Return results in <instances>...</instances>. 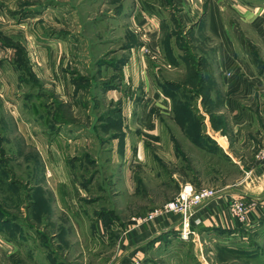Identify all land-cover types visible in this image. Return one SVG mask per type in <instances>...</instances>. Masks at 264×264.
<instances>
[{
    "label": "rangeland",
    "instance_id": "obj_1",
    "mask_svg": "<svg viewBox=\"0 0 264 264\" xmlns=\"http://www.w3.org/2000/svg\"><path fill=\"white\" fill-rule=\"evenodd\" d=\"M261 22L264 0H0V53L19 68L0 84L19 88L23 121V139L13 121L0 140V264H264V217L203 231L200 203L184 238L181 214L161 213L187 182L215 190L204 203L243 201L223 197L244 175L231 146L197 141L209 126L192 85L225 36L264 53ZM157 219L171 242L145 260Z\"/></svg>",
    "mask_w": 264,
    "mask_h": 264
},
{
    "label": "crops",
    "instance_id": "obj_2",
    "mask_svg": "<svg viewBox=\"0 0 264 264\" xmlns=\"http://www.w3.org/2000/svg\"><path fill=\"white\" fill-rule=\"evenodd\" d=\"M197 6L196 9L193 8L188 11L185 7H180L179 12L187 16L194 14L198 18L200 12L199 14L197 12L200 9L202 10V6L200 9ZM207 19V30L212 32L213 27L218 23L213 11H210ZM263 23L258 24L259 29L263 28ZM240 46L238 43L234 44L229 36H225L219 47V58H217L215 65L212 62V66L204 67L199 62L200 66L198 64L197 68L199 78L197 83L192 85L194 88H198L197 91H199L197 96L199 104L196 106L206 110L204 113L206 116L205 124L209 126V133L203 135L207 139L216 140L226 153H228L226 147L231 146L232 152L238 158V161L235 160V162L239 163L244 173L240 179H237V182L225 183L224 187L234 185L233 187H236L237 190L234 188L230 192L232 195L227 194L223 197L225 199L228 196L240 197L245 203L248 202L246 222L234 213L232 206H230V198L229 202L226 203L221 199L222 197H219L222 195H218L216 199L206 203H201L200 211H198L203 219L200 230H212L226 235L245 233L264 217V159L257 156L261 144L264 143V53L262 48L258 53L253 51L249 45L248 49L243 47L241 43ZM10 56L14 58L15 53L11 54L10 52L9 56L6 53H0V83L6 82V77H17L19 75L15 58L13 59ZM6 58L8 59L6 60ZM2 87L3 91H0V111L1 108L7 109L9 107L11 114H5L3 117L0 113V126L2 127L0 140L9 141L6 134L13 121L16 130H18L17 132L21 135L19 137L16 134L15 137L23 139V121H20L18 115L15 114L17 106L21 104L19 100L22 99L18 100L15 97L19 88H5L4 84ZM3 92L6 97L3 96ZM11 92L15 93L13 100L8 97ZM8 120L10 122L7 124ZM220 139L224 140L227 146L222 144L221 141L219 142ZM187 183L190 184V182ZM165 219H157L146 225V228L150 230L155 228L156 230L154 234L144 236L147 239L149 238L148 241H150L147 250L144 251L146 253L145 260L148 259L147 254L151 251L150 249L154 248L156 242L159 240L164 242V239H159L158 236L165 232L169 233L168 231L175 227L171 225L172 223H169V228L164 229L167 226L161 224L164 225ZM168 237L167 242L170 243V235ZM153 258L154 256L149 259L152 264H162Z\"/></svg>",
    "mask_w": 264,
    "mask_h": 264
},
{
    "label": "built area",
    "instance_id": "obj_3",
    "mask_svg": "<svg viewBox=\"0 0 264 264\" xmlns=\"http://www.w3.org/2000/svg\"><path fill=\"white\" fill-rule=\"evenodd\" d=\"M258 158L264 159V148L259 152ZM215 193L212 188H194L192 184H185L181 189L179 195L172 201L166 203L161 209L162 212H178L181 214L182 220V237L189 238L194 232L192 231V215L194 209L200 205L206 199L211 198ZM245 203L243 201H237L235 203V213L242 218L245 209ZM152 217V216H150ZM144 219L143 221H145ZM201 222V220H198ZM139 261V260H138ZM139 264V263H138Z\"/></svg>",
    "mask_w": 264,
    "mask_h": 264
},
{
    "label": "trees",
    "instance_id": "obj_4",
    "mask_svg": "<svg viewBox=\"0 0 264 264\" xmlns=\"http://www.w3.org/2000/svg\"><path fill=\"white\" fill-rule=\"evenodd\" d=\"M198 123H199V125L201 126V123H202V121L201 120H199L198 121ZM198 139H197V141H198V143L201 145V144H204V145H207V138L205 137V135H203V133H200L199 134V136L197 137ZM208 146V145H207ZM208 147H210V145L208 146ZM0 159H2V157H0ZM37 205H38V202H37ZM8 220L9 218L7 217V218H5V217H1V220ZM108 221V220H107ZM169 236V233H167V232H165V233H163V234H161L160 236H158V238L159 239H161V238H163L164 239V241L166 240V242L168 241V237Z\"/></svg>",
    "mask_w": 264,
    "mask_h": 264
}]
</instances>
